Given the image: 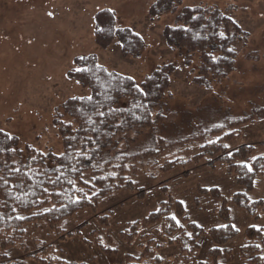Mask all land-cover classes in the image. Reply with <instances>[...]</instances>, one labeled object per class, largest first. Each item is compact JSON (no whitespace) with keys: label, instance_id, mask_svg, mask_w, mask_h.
Instances as JSON below:
<instances>
[{"label":"rangeland","instance_id":"374dc122","mask_svg":"<svg viewBox=\"0 0 264 264\" xmlns=\"http://www.w3.org/2000/svg\"><path fill=\"white\" fill-rule=\"evenodd\" d=\"M153 1L0 0V127L17 134L19 146L32 144L44 150H61L63 142L58 132L63 110L61 102L67 96L89 91L69 79L66 70L77 54L96 52L108 68L131 74L139 80L158 65L175 64L171 86L154 111L172 115L162 117L130 139V148L154 142L155 137L185 138L193 132L202 138L182 141L180 146L195 142L192 146L197 149V140L208 136L206 131L220 123L225 124L215 134L233 131L231 146L246 141H264V116L256 112L264 106V0H179L175 8L151 16L149 6ZM195 3L217 5L233 13L249 31L247 41L239 49L235 68L225 77L213 80L210 86L192 81L198 72L199 53L195 51L187 62V49L168 43L163 36L164 25L176 23L181 7ZM105 6L115 10L120 25H129L141 32L146 44L140 55H124L117 42L107 47L98 44L94 31L95 12ZM49 13L53 15L49 16ZM250 113L254 115L242 120L238 118ZM258 149L264 150V142ZM190 155L191 151L187 150L182 157ZM220 163L218 161L212 167L204 160L201 164L189 163L171 171H164L151 161L138 163L130 174L138 185L146 187L145 197L139 199L120 191L100 202L101 208L112 207L116 211L112 233L120 244L118 255H105L98 247L90 250L79 236L66 241L55 239L54 244L65 256L84 257L91 264L121 262L124 253L132 252L134 248L120 239L118 230L126 221L143 216L157 205L161 194L158 182L165 178H170L172 192L186 202L194 219L205 225L216 224L220 218L213 209L218 199L200 191L199 186L217 184L226 193L239 188L233 175ZM184 168L190 172L185 173ZM251 194L253 197L264 196L263 178H256V187ZM230 208L234 224L241 229L230 242L236 258L231 264H236L240 261L237 248L246 239L244 230L249 224L264 225V208L259 210L261 217L258 220L233 203ZM87 212H78L62 225L73 229L86 217L89 225L84 234L89 238L91 229H98V224ZM46 232L44 224L38 228L28 226L29 244H32V237H47ZM200 241L204 255L212 240L204 234ZM177 250L173 245L159 252L169 255ZM10 253L13 258L26 260L17 247Z\"/></svg>","mask_w":264,"mask_h":264},{"label":"trees","instance_id":"16d2710c","mask_svg":"<svg viewBox=\"0 0 264 264\" xmlns=\"http://www.w3.org/2000/svg\"><path fill=\"white\" fill-rule=\"evenodd\" d=\"M177 1L179 0H155L149 6V13L151 16L159 15L166 10L175 8ZM109 9L113 8L105 6L95 12V29H102L100 32L94 29L98 44L107 47L113 42L119 41L124 55H140L146 44L141 32L132 26L120 25L116 12L115 20H111L112 12L108 11ZM193 15L199 19L193 20ZM114 24L124 30L115 31L113 34L109 30L113 28ZM189 26L190 31L183 30V27ZM220 32H223L227 38L222 39L219 36ZM136 33H139V36ZM248 34V29L233 13L222 10L217 5L205 3L183 5L176 15V23H168L163 27V36L168 43L187 49V62H190V57L195 51L199 53L198 72L193 75L192 81L203 86H210L213 80L225 77L235 68L239 49L247 41ZM229 48L235 49V51L229 52ZM82 55L88 58L86 62L77 60V57ZM74 61H76V65L69 66L66 73L70 68L77 65L92 68V72L77 73L73 71L70 77L66 75L71 80H81L80 85L89 90L83 94H93L95 99L105 100L104 96H95L92 91L93 87L98 88L99 84L93 85L87 82L89 79H94L93 72L102 81L110 79L106 72H100L94 67L96 64H101L117 76V79L112 81L113 91L111 94L114 97H116L115 89L117 87L132 88L134 84H139L147 95L140 96L139 93L133 91L130 94H121L112 101L113 107L118 108L116 116L110 118L107 126H99L103 150L94 157L90 164L85 162L83 165L86 175L94 174L96 176L95 187H87L78 182V187L84 188V191L89 193L90 199L83 198L82 193L74 192L72 186L64 181L65 195L63 197H52L50 201L45 200L43 204L37 205L31 201L40 196L39 186L35 189L37 195H33V189L28 187L25 192L21 193L27 203V208L20 213L27 217L23 220H16V213L11 212V208L16 206L11 198L8 199L7 208L3 206L2 200H0V264H91L84 257L69 258L65 256L61 249L54 244L55 239L66 241L74 236L81 237L90 250L98 247L105 255H118L120 244L112 233V219L116 215V211L112 207L101 208V200L120 191L130 193L139 199L144 198L147 193L146 187L141 184L138 185L135 177L130 174V171L138 163L144 164L151 161L156 167H161L164 171H171L178 167H186L189 163L195 166L204 160L212 167H215L216 163L220 161L221 165L226 166L227 172L233 175L235 183L239 186L229 193L224 192L217 184L211 186L201 184L199 186L200 191L210 193L212 197L218 199L213 211L217 213L220 221L216 224H204L203 228L195 227L191 221L196 219L190 215L188 210H185L184 206L179 203L182 200L172 192L169 185L170 178L161 179L158 182L161 194L158 196L155 208H161L163 211L155 213L154 208H152L143 216L126 221L118 230V236L124 243L133 246L134 250L132 252L126 251L121 262L113 260L108 264H204V261H207V264L233 263L236 258L230 242L241 232V229L236 232L231 228L234 222L230 203L245 210L256 220L260 219L259 210L264 208V196L253 197L251 192L256 187V178L264 179V150L258 149L264 141L259 143L246 141L225 149L223 145H230L234 132L216 135L215 133L225 124L220 123L211 126L206 131L208 136H204L202 140H197V149H193L194 145L192 146V144H196L195 142L180 146L182 141L191 140L192 142L195 137H198L193 132L185 138L178 137L166 140L164 137H155L154 142H146L139 148H130V139L135 138L142 130L153 126L162 117L172 115V113L165 115L162 112L154 111L171 86V75L175 70V64L167 62L158 65L139 80L131 74L108 68L96 52L77 54ZM129 76L133 77L134 81L121 79V77ZM100 91L103 92V89ZM70 96L62 100L63 110L62 112L59 111L64 114L65 119H74L72 105L77 102L71 101ZM134 96L136 97L135 100L133 99ZM137 102L142 103L143 106L133 108L132 105ZM256 112L259 116H264V106L257 109ZM132 113H135L139 119L134 118ZM252 115L254 113L238 118L242 120ZM116 123H120L121 126L116 127ZM70 131L69 128L59 124L58 132L62 136V148L59 151L53 149L47 151L52 153L63 151L67 147ZM81 135L83 134L81 133ZM93 135L97 134L93 133ZM200 138L202 137H198V139ZM209 141H214V143H209ZM15 143L16 146L24 148L26 154L31 151L26 146L28 144L19 146V139ZM187 150L191 151V155L182 157ZM229 152L232 153L231 157L228 155ZM157 157H160V160H157ZM252 157L259 158L253 163L254 171L248 172L246 169L238 167L240 161H247ZM97 161H99V167H92ZM55 165V158L49 157L44 170L51 174ZM117 165L120 166L117 167ZM184 172L190 171L188 168H184ZM101 177L103 179H100ZM67 178L76 179V174L67 173ZM41 179H46V177H41ZM29 183L34 184L35 181ZM49 187L51 186L49 185ZM93 192L97 195H91ZM244 193H247V196L243 195ZM77 195L81 196L80 202H72L70 197ZM164 201L168 203L165 205ZM53 204L55 205L54 210L44 211V209L51 208ZM86 210L87 213L90 212L93 215L99 229H91L89 238L84 234V229L89 225L86 217L78 221L73 229L62 225V222L67 223L78 212ZM172 212H175L181 222L186 224V229H178L174 226V221L170 219ZM41 224L47 227V237H32V244L30 245L28 226L38 228ZM168 224H172L173 227H168ZM216 225H228L229 227L217 228ZM250 225L252 224H249L244 230L245 241L237 248L240 261L236 264H264V261L259 260L260 250L253 246L255 243L264 242V234L257 233ZM185 230L193 232V239L189 240L187 235L183 234ZM204 234L209 235L212 245L202 255L200 240ZM170 235L176 236L177 239L170 240L168 238ZM101 238L103 244L100 242ZM173 245L178 248L176 252L169 255H163L159 252L161 249ZM243 245H249V247ZM14 247L19 248L24 253L27 261L23 258L12 257L10 252ZM189 248L192 251H189ZM220 249H224V251L221 252ZM54 257H59V259H54ZM158 257H162V259H158Z\"/></svg>","mask_w":264,"mask_h":264},{"label":"snow or ice","instance_id":"6c2138e0","mask_svg":"<svg viewBox=\"0 0 264 264\" xmlns=\"http://www.w3.org/2000/svg\"><path fill=\"white\" fill-rule=\"evenodd\" d=\"M108 11L112 12L111 20H115V11L113 9H109ZM52 15V13H49V16ZM192 19L198 20L199 18L193 15ZM123 30L124 29L118 28L114 24L113 28L109 31L114 34L115 31ZM183 30L186 32L190 31V26L183 27ZM95 31L100 32L102 29L97 28ZM136 35L139 36V33H136ZM219 36L222 39L227 38L223 32H220ZM117 43H119V41H117ZM228 51L234 52L235 49L229 48ZM87 59L88 58L83 55L77 57V60L79 61L86 62ZM73 64L76 65V61H73ZM94 67L100 72H106L108 77H110L108 81H102L101 78L96 76L93 72L94 79L87 80L90 84H99V87L97 88L94 86L92 91L95 96H104L105 100L102 101L95 99L93 94L71 95L69 97L71 101L77 103L72 105V116L74 119H65L63 113L59 118L60 125L71 130L70 135L67 138V147L63 151L52 153L38 146L28 144L26 146L31 149V151L26 154L24 148L16 146L15 142L19 137L8 130L0 128V200H2L3 206L7 208L8 199L11 198L13 204L16 205L11 208V212L16 213V220L27 218L20 213L27 208V203L21 193L25 192L28 187L33 189V195H37L35 189L39 186L40 196H38L36 200L31 201V203L37 205L43 204L45 200L50 201L52 197H63L65 195V189L63 188L64 181L72 186L74 192L82 193L83 198L90 199L89 193L85 192L84 188L78 187V182L87 187H95L94 181L97 179L96 176L94 174L86 175V170L83 165L85 162L90 164L94 157L103 150L99 126H107L110 118L116 116L118 108L113 107L112 101L115 98H118L121 94H130L133 91L139 93L140 96L147 95L139 84H134V87L132 88L117 87L115 89L116 97H114L111 94L113 91L112 81L116 80L117 76L107 68H104L101 64H96ZM73 71L77 73H88L92 72V68L77 65L70 68L66 75L70 77ZM121 79L134 81V78L131 76L126 78L121 77ZM75 83L79 85L81 84V80L77 79ZM100 89H103V92H101ZM133 99L135 100L136 97L134 96ZM65 103H68V101H65ZM142 106V103L139 102L132 105L133 108H139ZM132 115L134 118L139 119V117L135 116V113H132ZM115 126L120 127L121 124L116 123ZM81 133L83 135H81ZM93 133H96L97 135L94 136ZM209 143H214V141H209ZM223 147L229 149L231 145L224 144ZM228 155L231 157L232 153L229 152ZM49 157H53L56 160V165L51 174L44 170L47 166ZM258 159V157H252L250 160L240 161L238 167L246 169L248 172H252L254 171L253 163ZM119 166L120 165H117V167ZM92 167H99V161L92 165ZM67 173L76 174V179L67 178ZM112 175L114 176L115 174L113 173ZM41 177H46V179H41ZM100 179H103V177ZM31 181H35V183L30 184L29 182ZM49 185L51 187H49ZM91 195H97V193L93 192ZM243 195L247 196V193H244ZM70 199L74 203H79L81 196L77 195L70 197ZM248 199H251V197H248ZM167 203V201H164L165 205ZM179 203L184 206L185 210H187V204L185 201H180ZM61 206L63 207L64 205ZM54 209L55 205L53 204L51 208L44 209V211L49 212ZM154 211L155 213H160L163 209L155 208L154 206ZM170 219L171 221H174V226L176 228L186 229V224L181 222V219L178 218L175 212L170 214ZM191 222L197 228L204 227L203 223L196 220H192ZM133 223H135V221H133ZM168 227L171 228L173 225L168 224ZM216 227L227 228L229 226L216 225ZM250 227L254 228L257 233L264 234V225L252 224ZM231 228L236 232L240 231V228H238L236 224H232ZM183 234L187 235L189 240L193 239V232L185 230ZM168 238L170 240L177 239L174 235H170ZM100 242L103 244L102 238ZM243 246L249 247V245ZM253 246L255 249L260 250L259 260L264 261V242L255 243ZM188 250L192 251L191 248ZM220 251L223 252L224 249H220ZM54 259H59V257H54ZM158 259H162V257H158ZM204 264H207V261H204Z\"/></svg>","mask_w":264,"mask_h":264}]
</instances>
